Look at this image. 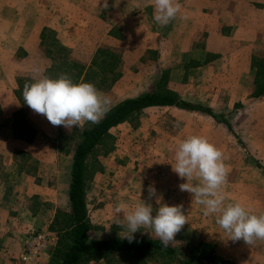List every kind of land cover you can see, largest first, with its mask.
Segmentation results:
<instances>
[{
  "label": "crops",
  "instance_id": "1",
  "mask_svg": "<svg viewBox=\"0 0 264 264\" xmlns=\"http://www.w3.org/2000/svg\"><path fill=\"white\" fill-rule=\"evenodd\" d=\"M4 2L0 8V264H49L57 239L53 222L70 211L73 153L87 122L70 129L53 126L23 103L24 84L44 76L66 73L74 82L93 83L111 98L109 111L126 99L154 92L166 74L168 90L212 114L150 107L138 116L140 124L143 119H169L168 126L173 127L181 121L189 134L200 136L205 119L213 120L216 127L224 124L220 119H246L245 143L232 120L226 121L235 135L226 128L235 143L246 145L251 161L247 181L252 178L247 186L262 187L260 194L246 196V209L264 214V95L254 94L260 72L264 84V63L260 69L256 66L264 62V0H178L181 11L167 25L154 22L152 0H108L107 8L103 0ZM100 52L116 56V62L93 65ZM146 66L154 69L151 82L141 78ZM144 130L138 123L125 122L109 131L114 147L98 156L102 168L86 190L92 239L111 237L104 230L106 236L93 233L97 227L117 226L114 217L123 216L114 209L125 202L126 189L133 186L129 176L139 169L138 153L132 172L127 171V158L131 160V149L144 137ZM150 184L159 186L152 175L143 187L133 186L129 196L133 207L141 200L156 204L155 199L147 200ZM168 200L166 204L174 205ZM200 218L206 216L202 213ZM214 230L215 237L229 236L220 227ZM40 231L54 240L33 261L24 263L26 242ZM196 232L224 260L264 264V240L247 245L230 236L206 239L212 233L205 227Z\"/></svg>",
  "mask_w": 264,
  "mask_h": 264
},
{
  "label": "clouds",
  "instance_id": "2",
  "mask_svg": "<svg viewBox=\"0 0 264 264\" xmlns=\"http://www.w3.org/2000/svg\"><path fill=\"white\" fill-rule=\"evenodd\" d=\"M104 8L108 0H103ZM152 18L158 25H167L181 11L178 0H152ZM23 103L35 113L41 114L53 125L67 129L79 127L82 122L99 123L105 116L111 98L90 82H74L66 73L56 78L44 76L24 84ZM177 126L179 124L177 123ZM172 171L186 182L179 184L180 191L191 194L192 203L202 206L204 216L215 215V223L232 241L243 240L247 245L264 240V214L256 215L239 202L225 204L222 186L227 168L221 151L205 137L192 135L182 139L176 146ZM196 179L197 183H191ZM155 199L156 208L141 200L133 208L125 202L115 206V224L126 232L129 243L141 229H151V234L164 247L174 241V236L186 223L182 205L162 202L154 184L147 188V200ZM155 209V210H154Z\"/></svg>",
  "mask_w": 264,
  "mask_h": 264
},
{
  "label": "trees",
  "instance_id": "3",
  "mask_svg": "<svg viewBox=\"0 0 264 264\" xmlns=\"http://www.w3.org/2000/svg\"><path fill=\"white\" fill-rule=\"evenodd\" d=\"M93 62V65L99 62V65L106 62L113 64L116 56L100 52ZM263 63L257 62L256 66L260 69ZM261 73L257 74L255 96L264 95ZM166 84L165 74L154 92L126 99L112 107L99 123L85 124L73 153L70 211L59 214L53 222L52 229L57 239L49 264H233L217 256L213 245L204 243L194 234L181 238L187 244L185 250H178L171 245L164 247L159 239L138 237L129 243L113 233L105 239H92L89 235L92 224L88 218L86 190L95 172L102 168L98 160L100 152L108 153L114 147L110 129L125 122L136 126L138 116L150 107L175 106L212 114L207 108L184 102L177 94L168 90ZM220 121L235 135L229 122L224 119ZM194 240L198 242L193 243Z\"/></svg>",
  "mask_w": 264,
  "mask_h": 264
},
{
  "label": "rangeland",
  "instance_id": "4",
  "mask_svg": "<svg viewBox=\"0 0 264 264\" xmlns=\"http://www.w3.org/2000/svg\"><path fill=\"white\" fill-rule=\"evenodd\" d=\"M16 2V1H15ZM53 0H46V3H51ZM5 5L4 0H0V8ZM48 16L53 17V12L47 10ZM1 20V18H0ZM150 67L146 66V74L145 77H141L142 81L144 78L147 77L146 81L151 82V77H153L154 69H149ZM143 92V91H141ZM144 122L140 124L138 121V125L144 128L145 135L140 140L135 143L134 150L131 149V160L127 158V171H133V160L136 153L138 156L136 157L137 160L135 163H139V169L134 171L129 176V183L131 185H138L142 186L146 181L150 180V175L156 179L159 183V186L156 187L157 194L161 195L163 203H167L166 199H169L168 202L174 203V205H182V210L187 216L186 225L182 227L181 230L175 234L174 241L171 242L169 245L177 248L178 250H185L187 244L181 239L184 235L194 234L198 235L199 233L196 232L198 229L206 228L207 231L212 233L211 237H206V239L216 240V239H227L229 236L219 235L215 237L214 235V228H219L218 225L215 223V215L206 216V218L199 219V216L202 215V206L196 204L195 202L192 203L191 194L187 191H180L179 184L186 182L185 180L179 178L175 172L172 171V166L174 164V153L176 146L178 143L188 137L192 136L189 134L187 125H181V121L177 124H174L173 127L168 126L169 119H143ZM233 121V128L238 136L242 137L243 142L245 143V127H246V119H226ZM213 120L205 119V131L200 133V136L205 137L210 143L214 144L216 148H218L222 152L223 162L227 168V175L225 178V183L222 186V192L225 196V204L239 202L242 206L246 208L245 198L246 196H253L261 193L262 187H259L258 184H251V186H247L246 182H251V180L247 181L246 172L248 170L247 166L251 164L250 158L247 156L245 151V146L242 145L243 143L236 142L235 138L231 133L227 130L226 126L223 124L221 127H216L215 124L212 122ZM191 131V128H189ZM187 132V133H185ZM216 132V135L213 134ZM193 133V132H190ZM189 134V135H188ZM215 135V136H214ZM183 136V137H182ZM115 143V141H114ZM229 149V150H228ZM237 149V153L231 155L230 150ZM104 152H100V157ZM130 153V152H128ZM256 163V162H254ZM157 172H156V171ZM98 172V171H97ZM129 172L126 175H129ZM96 173V172H95ZM152 173V174H151ZM96 174L93 175V177ZM89 181L92 182L93 178ZM261 177V176H260ZM262 179V177L260 178ZM88 182V183H89ZM196 179H193L191 183H197ZM176 184V186H175ZM130 186L126 189V200L125 203L127 204L128 209L133 208L134 202H131L130 195H133L134 188ZM143 187V186H142ZM173 201V202H172ZM156 204H152L155 208ZM255 206V204H254ZM155 210V209H154ZM123 213V212H122ZM124 214V213H123ZM188 214V215H187ZM116 225V224H113ZM110 225L108 229H103L100 227L96 228V231L93 233L94 236L97 237L106 236L104 231L111 232V234H115L116 236L124 238L126 232L121 228L114 226L111 227ZM217 226V227H216ZM218 230V229H217ZM216 230V231H217ZM142 232H137L134 234V239L138 237H146L150 239H158L154 235L151 234V229L144 228L141 229ZM123 232V233H122ZM198 233V234H197ZM121 236H119V235ZM199 239H202V236H199ZM127 240V239H126ZM198 242L194 240L193 243ZM50 250V249H49ZM53 250V249H52ZM92 264H106L104 262H93Z\"/></svg>",
  "mask_w": 264,
  "mask_h": 264
},
{
  "label": "built area",
  "instance_id": "5",
  "mask_svg": "<svg viewBox=\"0 0 264 264\" xmlns=\"http://www.w3.org/2000/svg\"><path fill=\"white\" fill-rule=\"evenodd\" d=\"M52 240H54L53 237L47 232L32 233L26 242V249L21 257L22 261L24 263L33 261L40 253L48 249Z\"/></svg>",
  "mask_w": 264,
  "mask_h": 264
}]
</instances>
